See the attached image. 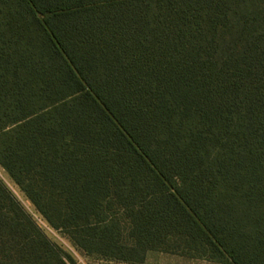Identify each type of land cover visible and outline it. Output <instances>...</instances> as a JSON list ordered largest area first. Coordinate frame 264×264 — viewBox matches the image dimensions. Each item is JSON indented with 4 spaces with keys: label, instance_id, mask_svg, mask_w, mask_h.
I'll return each instance as SVG.
<instances>
[{
    "label": "trees",
    "instance_id": "16d2710c",
    "mask_svg": "<svg viewBox=\"0 0 264 264\" xmlns=\"http://www.w3.org/2000/svg\"><path fill=\"white\" fill-rule=\"evenodd\" d=\"M0 167L88 257L264 264V0H0ZM0 264H77L1 178Z\"/></svg>",
    "mask_w": 264,
    "mask_h": 264
},
{
    "label": "rangeland",
    "instance_id": "374dc122",
    "mask_svg": "<svg viewBox=\"0 0 264 264\" xmlns=\"http://www.w3.org/2000/svg\"><path fill=\"white\" fill-rule=\"evenodd\" d=\"M0 178L16 196L22 206L32 215L41 229L46 235L56 244H58L64 251L70 254L77 264H115L112 262L101 261L95 257H88L83 254L72 243L70 238L60 232L52 229L43 217L37 212L35 207L26 198V196L20 191V189L14 184L6 172L0 167ZM146 264H220L202 259H192L188 257L170 255L159 252L150 253Z\"/></svg>",
    "mask_w": 264,
    "mask_h": 264
}]
</instances>
